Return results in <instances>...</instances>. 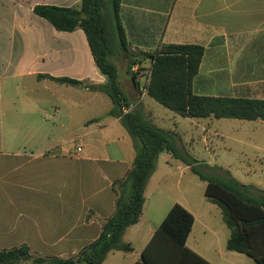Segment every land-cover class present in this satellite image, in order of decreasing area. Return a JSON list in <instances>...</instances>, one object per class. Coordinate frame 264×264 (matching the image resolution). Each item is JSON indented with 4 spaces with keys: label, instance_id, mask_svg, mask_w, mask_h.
I'll return each instance as SVG.
<instances>
[{
    "label": "crops",
    "instance_id": "crops-1",
    "mask_svg": "<svg viewBox=\"0 0 264 264\" xmlns=\"http://www.w3.org/2000/svg\"><path fill=\"white\" fill-rule=\"evenodd\" d=\"M82 1L0 0V250L25 245L34 258L75 257L100 237L104 222L116 209L113 186L125 178L136 157L133 139L121 119L110 115L113 103L106 121L77 120L74 114L87 105L99 104L103 95L109 98L101 90L107 79L95 64L85 32L81 28L59 31L35 12L39 6L79 9ZM120 19L129 45L128 51H122L130 63L122 66L114 56L111 60L118 68L128 110L137 109L147 120L161 125L163 115L153 105L146 85L137 86L133 81L131 66L135 64L130 60L170 44L205 47L193 81L196 95L264 100V0H122ZM129 82L126 89L124 84ZM69 88L88 92V99L80 103L60 98L61 89L67 92ZM205 119L211 123L193 122L201 128L205 143H209L210 132L219 140L231 141L221 146L226 153L241 147L243 162L264 167V131L258 126L253 133L228 135L214 125L216 118ZM243 122L264 124L261 120ZM169 132L176 134L182 152L180 132ZM73 140L74 146L68 147ZM172 159L170 153L160 155L146 187L140 222L124 235L133 251L111 252L103 264L142 260L144 249L175 205L154 202L156 222L146 216L148 191L154 185L153 191L158 192L164 179L157 176L172 167ZM219 168L226 178L230 174L241 184L252 186L254 197L263 192L256 181H242L238 167L222 164ZM243 173L252 170L243 169ZM206 201L210 205L183 204L195 216L187 247L211 264H256L253 258V262L237 258L227 249L230 237L228 252L223 251L222 232L212 230L203 219L205 213L222 215V211ZM198 223L202 230H194Z\"/></svg>",
    "mask_w": 264,
    "mask_h": 264
},
{
    "label": "trees",
    "instance_id": "trees-1",
    "mask_svg": "<svg viewBox=\"0 0 264 264\" xmlns=\"http://www.w3.org/2000/svg\"><path fill=\"white\" fill-rule=\"evenodd\" d=\"M122 0H83L81 8L39 6L35 12L50 21L56 29L73 32L81 28L87 37L92 55L100 73L106 77L101 86L113 103L110 115L119 117L134 142L136 157L125 178L113 186L117 194L114 214L106 219L100 237L84 247L75 257L34 258L27 246L0 250V264H103L111 252H132L124 242L129 227L140 222L146 202L145 191L157 170L161 154L170 153L188 164L193 173L207 184L205 196L217 205L231 232L227 249L253 258L264 264V191L254 197L252 186H245L231 177L220 179L207 175L196 167L176 145V134L159 128L147 120L139 110L129 109L119 80V71L111 58L116 49L128 51V38L121 23ZM205 47L200 45H165L153 53H143L132 64L151 60L152 66L146 84L150 98L184 118L237 119L264 121V100L196 95L193 81L200 71ZM44 78V76H39ZM138 86L137 75H132ZM60 83L80 85L69 78H52ZM195 216L176 203L156 230L144 249L142 260L136 264H211L187 247Z\"/></svg>",
    "mask_w": 264,
    "mask_h": 264
},
{
    "label": "rangeland",
    "instance_id": "rangeland-1",
    "mask_svg": "<svg viewBox=\"0 0 264 264\" xmlns=\"http://www.w3.org/2000/svg\"><path fill=\"white\" fill-rule=\"evenodd\" d=\"M129 50V45H127ZM138 55L133 56L130 61L135 60ZM114 58L118 61L122 66H128L129 60L126 58L125 53L122 50L116 49ZM152 66V61L147 60L140 64V66L133 65L131 66V75H137V81L144 87L148 83V76L150 74ZM123 75V74H121ZM125 77V76H121ZM126 89L129 88L130 82L124 84ZM88 92L80 89V88H69L67 92H64L61 89L60 98H70L74 99L77 102L82 103L83 101L88 99ZM152 101V100H151ZM155 106L157 112L163 115V121L161 125L156 123V125L165 131H175L180 132V138L184 144V148L182 153L185 154L186 157L190 158V160H196V167L202 171L203 173L214 176L220 179H226L225 173L220 170V165H232L238 167L239 176L232 171L235 175H237L242 181L251 182L256 181L258 188L264 191V167L258 166L255 164H250L247 162H243L242 156L237 149L232 150L229 153H226L221 149V146L224 142L231 143V141L227 140H219L217 137L213 136L212 133H208L209 143L204 142V134L199 127H195L193 122L202 121L204 123H211L208 121L209 119H189L184 118L175 112L171 111L163 107L162 105L156 103L154 100L152 101ZM112 105V101L107 96L103 95L101 97V101L96 105H87L82 109H78L74 112L77 120H90L92 118H100L103 121H106L108 117V110ZM221 126L222 130L225 134L235 135V133H240L239 135H244L245 133H253L255 131V126H258V129L264 131V124L255 125L251 122H243L237 120H217L215 119L214 125ZM240 124V125H238ZM238 126H242L240 130H238ZM116 135L113 136L115 138ZM67 141L66 140H62ZM62 144V143H61ZM75 144V140L69 142L68 147H73ZM220 144V145H218ZM212 150V151H211ZM172 167L168 168L165 172L159 173L157 178H162L164 181L161 184V188L158 192L153 191V186L150 187L148 191L149 195V204L147 207V218L152 222H156V218L153 215L152 206L154 202H159L160 205H166L171 207L172 205L178 203L181 205H189L199 207L201 203L208 204L205 197L206 183L201 181L199 177L193 173L188 164L179 159H172L171 161ZM229 163V164H228ZM244 170H252L251 174L244 175ZM214 206V205H211ZM217 208V207H213ZM220 212V209H217ZM200 214L198 213L199 220L201 221ZM146 218V217H145ZM205 219L212 230H217L222 232V249L224 252H228L226 250V241L228 237H230V230L226 226L223 216L219 213L218 215L214 212L207 214L205 213ZM194 230H202L200 223H198L197 227ZM235 254L237 258H243L245 260L252 261V258L241 253L232 252ZM22 264H35L33 260L23 261Z\"/></svg>",
    "mask_w": 264,
    "mask_h": 264
},
{
    "label": "built area",
    "instance_id": "built-area-1",
    "mask_svg": "<svg viewBox=\"0 0 264 264\" xmlns=\"http://www.w3.org/2000/svg\"><path fill=\"white\" fill-rule=\"evenodd\" d=\"M125 113H128L129 112V110L128 109H125V111H124Z\"/></svg>",
    "mask_w": 264,
    "mask_h": 264
}]
</instances>
